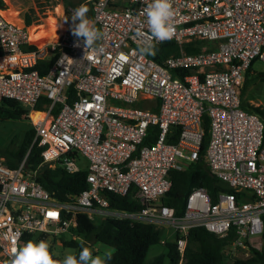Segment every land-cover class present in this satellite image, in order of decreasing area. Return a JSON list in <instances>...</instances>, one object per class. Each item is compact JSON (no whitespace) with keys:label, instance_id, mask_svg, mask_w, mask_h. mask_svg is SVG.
<instances>
[{"label":"built area","instance_id":"built-area-1","mask_svg":"<svg viewBox=\"0 0 264 264\" xmlns=\"http://www.w3.org/2000/svg\"><path fill=\"white\" fill-rule=\"evenodd\" d=\"M149 2L85 0L102 33L87 56L83 38L74 47L72 23L39 45L0 9V103L12 99L27 110L41 164L85 171L87 184L59 201L32 178L36 170L27 172L26 156L16 168L0 158V264L10 259L16 233L19 245L42 236L50 243L73 233L79 215L169 229L181 257L195 227L219 237L233 230L222 249L227 262L261 249L264 119L243 108L240 89L254 61L264 62V0H173L169 41L180 53L162 63L140 52L161 43L144 14ZM195 40L214 48L183 51ZM43 62H51L44 71ZM41 98L48 104L37 110ZM33 112L42 118L32 120ZM197 161L233 192L212 198L194 188L177 214L164 203L170 172ZM110 195L128 196L138 208L113 207Z\"/></svg>","mask_w":264,"mask_h":264},{"label":"trees","instance_id":"trees-1","mask_svg":"<svg viewBox=\"0 0 264 264\" xmlns=\"http://www.w3.org/2000/svg\"><path fill=\"white\" fill-rule=\"evenodd\" d=\"M85 0H82L84 2ZM2 2L0 0V6ZM89 9L87 16L90 19L91 9L88 3H83ZM78 8V7H76ZM75 8V9H76ZM203 45H210L204 41H192L183 46L186 53H197ZM212 45V44H211ZM210 45V46H211ZM150 48V52L145 54L158 63H162L165 58L180 53V48L174 41L161 42ZM214 48L212 45L209 49ZM154 52V54H151ZM52 62V61H51ZM43 62V71L51 64ZM251 66L245 73L244 83L240 91V97L247 86L255 80L264 81V72L252 74ZM48 104V100L41 98L35 109L41 110ZM242 106L249 112L258 114L264 119V110L260 107H248L242 102ZM27 110L18 102L12 99H3L0 103V121L28 119ZM205 138L207 139V126L205 124ZM176 134V131H175ZM35 130L29 128L23 133L21 141L15 147L0 149V158L11 167L16 168L26 156L27 172L35 175L32 178L59 201H65L69 195L79 194L87 188L85 182V171L75 174L67 173L61 166L49 167L42 163L41 148L37 143H33ZM150 137H148V140ZM151 140V139H150ZM13 141L11 142V145ZM171 189L164 198V203L173 207L177 214H182L184 202L187 194L194 188L205 189L212 198H215L218 191L233 192L231 188L222 183L219 179L211 175L202 161H197L188 165L183 170H173L170 172ZM111 206L134 210L138 204L130 197L108 196ZM76 233L81 239L62 238V247L75 249V254H79L81 243L83 242L92 250V243H100L110 247L112 253L105 256L106 264H264V228L262 233V247L254 250L250 256L244 260L234 258L227 262L222 254V249L228 245L233 238V230L227 236L219 237L208 232L203 227H195L189 230L186 237V247L181 257L174 240L162 243L163 230L150 224L131 222L126 219L106 218L94 222L86 215H79L77 219ZM28 237V236H27ZM26 237V238H27ZM43 239V236H42ZM55 240L50 242V251L54 259H60L54 252ZM163 244L165 252L154 257L150 262H145L146 254L151 246ZM61 260V259H60Z\"/></svg>","mask_w":264,"mask_h":264},{"label":"rangeland","instance_id":"rangeland-1","mask_svg":"<svg viewBox=\"0 0 264 264\" xmlns=\"http://www.w3.org/2000/svg\"><path fill=\"white\" fill-rule=\"evenodd\" d=\"M1 2L2 5L0 6V9L2 10V13L5 15L6 13H10L9 11L12 12L14 10V12H16L14 18L28 26L29 30L31 27L36 28L41 26L45 29V27L48 26L47 19L50 15H53L57 18L56 20L58 23L63 25V31L69 23H72L70 17L75 11V8L84 3L82 0H1ZM5 17L7 16L5 15ZM65 19L68 20L64 21ZM45 22H47L46 25ZM211 46L204 45V47L207 48ZM251 70L253 72L252 74L263 73L264 62L254 61L251 65ZM241 102L248 107H260L264 110V81L255 80V82L250 83L242 93ZM29 121L30 119L0 121V149L15 147L16 144L21 141L23 133L29 128ZM12 141L13 144L11 145ZM81 160H84V158L81 157ZM70 236L76 237V239H81L76 233V229H73V233H65L61 237L70 238ZM162 240H172V234L169 229L164 230ZM52 244H54V252L56 256L61 260L69 254H75V249L62 247V240L60 237ZM92 246L98 250V252L93 254L94 256L99 255L103 258L112 251L110 247L104 244L92 243ZM164 252L165 247L162 243L151 246L146 254L145 262H150L154 257L163 254Z\"/></svg>","mask_w":264,"mask_h":264},{"label":"clouds","instance_id":"clouds-1","mask_svg":"<svg viewBox=\"0 0 264 264\" xmlns=\"http://www.w3.org/2000/svg\"><path fill=\"white\" fill-rule=\"evenodd\" d=\"M88 11V7L82 4L75 9L70 17L72 34L77 38L74 47H80L79 41L80 38H83L84 56H87L90 50H94V46L102 39L101 31L95 27L94 21L88 18ZM144 14L147 15V23L153 39L159 42L172 39L175 33L173 0H150L144 9ZM140 52L142 54L150 52V48H141ZM151 54H154V52ZM6 59L11 60L12 58L8 57ZM20 235L19 232L15 234L11 256L6 264H106L105 258L99 255L94 256L92 250L83 242L78 256L69 254L63 260H60L53 258L50 243L46 239H41L38 242L29 240L23 245H19Z\"/></svg>","mask_w":264,"mask_h":264},{"label":"bare ground","instance_id":"bare-ground-1","mask_svg":"<svg viewBox=\"0 0 264 264\" xmlns=\"http://www.w3.org/2000/svg\"><path fill=\"white\" fill-rule=\"evenodd\" d=\"M9 12L10 13H6L5 15L9 19L19 23V21L15 20V18H14V16L16 15V12H14V10L12 12L11 11H9ZM56 19L57 18H55V16L50 15V17L47 19L48 26L45 27V29H43V26L36 27V28L31 27L30 31H31L32 39L35 40L39 45H44L45 43L52 41V40H55L58 36H60V34L63 31V25L61 23H58V21ZM42 116H43V114L38 113V112H36V113L33 112L31 114V118H33L34 121L39 120L40 118H42Z\"/></svg>","mask_w":264,"mask_h":264},{"label":"crops","instance_id":"crops-1","mask_svg":"<svg viewBox=\"0 0 264 264\" xmlns=\"http://www.w3.org/2000/svg\"><path fill=\"white\" fill-rule=\"evenodd\" d=\"M6 18H7V17H6ZM8 20H9V18H8ZM15 20H18V19H15ZM10 21H12V22H14V23H16V24H19V25H25V24H22L20 20H18L19 23L16 22V21H13V20H11V19H10ZM46 23H47V22H45V25H46ZM35 113H36V112H35ZM38 113H40V112H38ZM96 244H97V243H96ZM93 246H94V245H93ZM93 251H94L93 254H95L96 252H98V250L95 249L94 247H93ZM112 251H113V250H112ZM112 251L109 252L108 254L112 253ZM108 254H107V255H108ZM105 256H106V255H105ZM105 256H104L103 258H105Z\"/></svg>","mask_w":264,"mask_h":264}]
</instances>
